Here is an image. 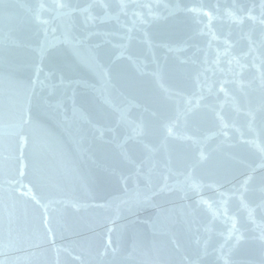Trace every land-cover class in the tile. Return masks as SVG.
I'll list each match as a JSON object with an SVG mask.
<instances>
[{
  "label": "water",
  "instance_id": "95a60500",
  "mask_svg": "<svg viewBox=\"0 0 264 264\" xmlns=\"http://www.w3.org/2000/svg\"><path fill=\"white\" fill-rule=\"evenodd\" d=\"M0 264H264V0H0Z\"/></svg>",
  "mask_w": 264,
  "mask_h": 264
}]
</instances>
